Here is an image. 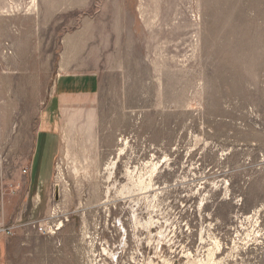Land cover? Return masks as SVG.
Listing matches in <instances>:
<instances>
[{"label": "rangeland", "instance_id": "rangeland-1", "mask_svg": "<svg viewBox=\"0 0 264 264\" xmlns=\"http://www.w3.org/2000/svg\"><path fill=\"white\" fill-rule=\"evenodd\" d=\"M47 2L0 0V264H264V0Z\"/></svg>", "mask_w": 264, "mask_h": 264}, {"label": "crops", "instance_id": "crops-1", "mask_svg": "<svg viewBox=\"0 0 264 264\" xmlns=\"http://www.w3.org/2000/svg\"><path fill=\"white\" fill-rule=\"evenodd\" d=\"M47 7L45 8V12L43 16L48 17L50 19H52L53 17V11H55L56 6H57V2L56 0H48L47 2ZM60 75L58 83H57V89L59 92V96H58V100L59 97H63L64 99L68 98V97H72L74 95V93H78V89L79 87L82 88V90H86L85 94L95 91V84H94V80L95 77H92L89 74H85L83 75V77H81L80 74L78 73H72L70 76H63ZM84 94V93H81ZM50 129L48 128H43L41 129V133L39 135H42V137H44L45 140V144L48 146L49 145V139L48 136H46L45 134H42V132L45 131H49ZM41 137V136H40ZM43 138V139H44ZM42 139V138H41ZM38 140L39 141V145L42 143L43 140Z\"/></svg>", "mask_w": 264, "mask_h": 264}, {"label": "built area", "instance_id": "built-area-1", "mask_svg": "<svg viewBox=\"0 0 264 264\" xmlns=\"http://www.w3.org/2000/svg\"><path fill=\"white\" fill-rule=\"evenodd\" d=\"M36 226H37V224H35ZM38 228H39V230L41 231V232H43L44 231V226H43V224H38V226H37ZM57 228V227H56ZM44 233H46V232H44Z\"/></svg>", "mask_w": 264, "mask_h": 264}]
</instances>
